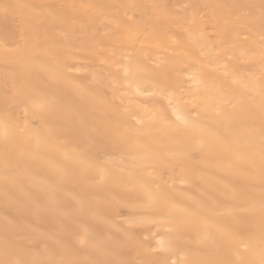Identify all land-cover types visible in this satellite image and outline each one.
<instances>
[{
    "label": "bare ground",
    "instance_id": "bare-ground-1",
    "mask_svg": "<svg viewBox=\"0 0 264 264\" xmlns=\"http://www.w3.org/2000/svg\"><path fill=\"white\" fill-rule=\"evenodd\" d=\"M0 264H264V0H0Z\"/></svg>",
    "mask_w": 264,
    "mask_h": 264
},
{
    "label": "rangeland",
    "instance_id": "rangeland-1",
    "mask_svg": "<svg viewBox=\"0 0 264 264\" xmlns=\"http://www.w3.org/2000/svg\"><path fill=\"white\" fill-rule=\"evenodd\" d=\"M88 65L94 72H99V66L98 63L95 60L88 61Z\"/></svg>",
    "mask_w": 264,
    "mask_h": 264
},
{
    "label": "snow or ice",
    "instance_id": "snow-or-ice-1",
    "mask_svg": "<svg viewBox=\"0 0 264 264\" xmlns=\"http://www.w3.org/2000/svg\"><path fill=\"white\" fill-rule=\"evenodd\" d=\"M179 118V117H178Z\"/></svg>",
    "mask_w": 264,
    "mask_h": 264
}]
</instances>
